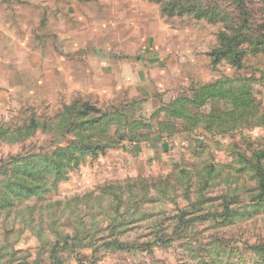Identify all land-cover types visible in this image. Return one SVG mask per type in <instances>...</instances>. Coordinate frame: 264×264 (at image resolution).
Instances as JSON below:
<instances>
[{
	"label": "rangeland",
	"instance_id": "374dc122",
	"mask_svg": "<svg viewBox=\"0 0 264 264\" xmlns=\"http://www.w3.org/2000/svg\"><path fill=\"white\" fill-rule=\"evenodd\" d=\"M263 150L264 0H0V264H264Z\"/></svg>",
	"mask_w": 264,
	"mask_h": 264
},
{
	"label": "crops",
	"instance_id": "0c3cea01",
	"mask_svg": "<svg viewBox=\"0 0 264 264\" xmlns=\"http://www.w3.org/2000/svg\"><path fill=\"white\" fill-rule=\"evenodd\" d=\"M148 53H143L141 54V58H148ZM147 60H145L143 62V64L141 63L140 65H137L136 63H130L131 66H129L130 69H132V71L135 73L134 76H136L139 80V82H137L136 84V90L139 91L140 93H142L143 95L147 96L148 94L151 93V89L149 87V83L147 81L148 79V74L146 71V66L145 64H147Z\"/></svg>",
	"mask_w": 264,
	"mask_h": 264
},
{
	"label": "trees",
	"instance_id": "16d2710c",
	"mask_svg": "<svg viewBox=\"0 0 264 264\" xmlns=\"http://www.w3.org/2000/svg\"><path fill=\"white\" fill-rule=\"evenodd\" d=\"M233 45H235V43ZM233 45L231 46V44H230L225 51H223V52L220 51V52H222V54L226 53V55L228 53L234 54V56L237 57V55H239V53L235 52ZM235 62L240 64V59H235ZM263 159H264V150L262 151V153L257 155V160H256V173H257V177H258L259 191H260L259 196L262 197V199L264 201V169L260 166L261 161H263ZM252 162H253L252 160H248V164L252 163ZM255 250L260 251L259 248H256Z\"/></svg>",
	"mask_w": 264,
	"mask_h": 264
}]
</instances>
